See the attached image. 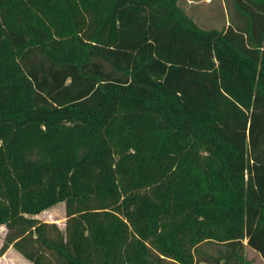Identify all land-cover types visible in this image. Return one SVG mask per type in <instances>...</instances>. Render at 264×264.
<instances>
[{"label":"trees","instance_id":"1","mask_svg":"<svg viewBox=\"0 0 264 264\" xmlns=\"http://www.w3.org/2000/svg\"><path fill=\"white\" fill-rule=\"evenodd\" d=\"M0 0V225L30 264L264 263V0ZM64 204V227L30 217ZM245 241V243H243Z\"/></svg>","mask_w":264,"mask_h":264},{"label":"rangeland","instance_id":"2","mask_svg":"<svg viewBox=\"0 0 264 264\" xmlns=\"http://www.w3.org/2000/svg\"><path fill=\"white\" fill-rule=\"evenodd\" d=\"M178 5L184 9L186 14L201 28H223L227 23V10L222 0H178ZM38 222L54 224L59 231L64 227V204L58 202L54 206L30 216ZM6 229L0 225V264H30L11 245L2 250ZM245 243V241H243ZM219 249H224L221 244L206 242L197 246L194 254L195 262L211 264V256H215ZM243 258L249 264H262V261L249 247L242 249Z\"/></svg>","mask_w":264,"mask_h":264},{"label":"crops","instance_id":"3","mask_svg":"<svg viewBox=\"0 0 264 264\" xmlns=\"http://www.w3.org/2000/svg\"><path fill=\"white\" fill-rule=\"evenodd\" d=\"M255 253H256V252H255ZM257 255H258V254H257ZM258 257L260 258V256H259V255H258ZM260 260H261V258H260ZM261 261H262V260H261ZM262 264H264V263H263V261H262Z\"/></svg>","mask_w":264,"mask_h":264}]
</instances>
